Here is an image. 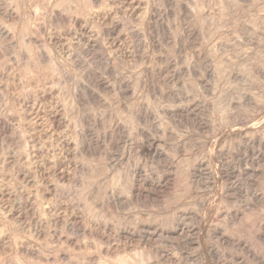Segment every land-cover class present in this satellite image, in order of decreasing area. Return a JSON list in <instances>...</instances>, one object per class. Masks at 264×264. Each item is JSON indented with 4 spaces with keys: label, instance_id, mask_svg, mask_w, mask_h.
Here are the masks:
<instances>
[{
    "label": "rangeland",
    "instance_id": "374dc122",
    "mask_svg": "<svg viewBox=\"0 0 264 264\" xmlns=\"http://www.w3.org/2000/svg\"><path fill=\"white\" fill-rule=\"evenodd\" d=\"M1 1L0 264H264V0Z\"/></svg>",
    "mask_w": 264,
    "mask_h": 264
},
{
    "label": "bare ground",
    "instance_id": "6f19581e",
    "mask_svg": "<svg viewBox=\"0 0 264 264\" xmlns=\"http://www.w3.org/2000/svg\"><path fill=\"white\" fill-rule=\"evenodd\" d=\"M7 1V0H6ZM77 1V0H76ZM1 0H0V9H1V5H3V4H1ZM29 2V1H28ZM74 2V1H73ZM79 2V1H78ZM89 3H90V5L91 6H94V7H96L99 3H100V0H89ZM232 3V2H231ZM36 1L35 2H31V3H29V4H27V9H28V11H27V14H25L26 16L25 17H22V15H21V13L17 10V7H13L14 9L12 10V12H10V13H8L7 11H6V13H7V15L6 16H8L9 17V20H11V21H14V20H17L18 22H23V24H24V26H27V28L29 27H32V25H33V23L36 21V18H37V16H36V12L34 13L33 12V9L31 10V8L33 7V5L36 7ZM77 6H78V4H77ZM184 9V8H183ZM77 11V10H76ZM79 12V11H78ZM187 12V11H186ZM240 13V12H239ZM186 14H188V13H186ZM191 15V14H190ZM185 18V17H184ZM38 20V19H37ZM7 21V20H6ZM252 21V20H251ZM255 21V20H254ZM233 26V25H232ZM39 27V26H38ZM240 29V28H239ZM241 30V29H240ZM243 30V29H242ZM12 31H11V28L8 26V27H4V28H1L0 29V33H2L1 35H4L5 36V38L6 37H9V35H12V33H11ZM30 31H28L27 32V34L29 33ZM249 32V31H248ZM26 36V35H25ZM10 40V39H9ZM24 50V49H23ZM28 51L26 50V55L27 54H29V53H27ZM44 53V52H43ZM25 55V54H24ZM46 56V55H45ZM250 66H251V64H250ZM261 68V67H260ZM255 69V68H254ZM243 70V69H242ZM225 71V70H224ZM251 71V70H250ZM259 71V70H258ZM238 72V71H237ZM241 72V71H240ZM257 74L259 73V72H257V71H255ZM259 74H261V76H264V71L262 70V71H260V73ZM248 75V74H247ZM234 76H236V75H234ZM260 76V75H259ZM237 77V76H236ZM258 77V76H257ZM233 78H235V77H233ZM262 139V138H261ZM260 141V140H259ZM261 143V142H260ZM258 144H259V142H258ZM260 145V144H259ZM264 145V144H263ZM262 144H261V146H263ZM230 171V170H229ZM260 196H262V195H260ZM5 198V197H4ZM254 198V197H253ZM255 199H256V201L257 200H259L260 199V197L259 196H257V195H255ZM254 200V199H253ZM260 200H262V199H260ZM259 200V201H260ZM263 201V200H262ZM262 201H261V203H262ZM260 203V202H259ZM7 204V203H6ZM258 204V203H257ZM37 205L39 206V204L37 203ZM35 209V208H34ZM41 210V209H40ZM43 212V211H42ZM181 227V226H180ZM179 231H181V232H183V227H181V228H179L178 229ZM185 233V232H184ZM226 240H230V238H226ZM233 241V240H232ZM233 243H236V242H233ZM232 243V244H233ZM7 246V245H6ZM116 251V250H115ZM22 252V251H21ZM24 255V254H23ZM177 260V259H176ZM179 263V262H178ZM182 263V262H181Z\"/></svg>",
    "mask_w": 264,
    "mask_h": 264
}]
</instances>
